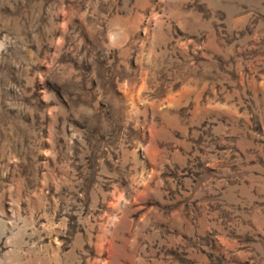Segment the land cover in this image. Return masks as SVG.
I'll return each mask as SVG.
<instances>
[{"label": "rangeland", "instance_id": "obj_1", "mask_svg": "<svg viewBox=\"0 0 264 264\" xmlns=\"http://www.w3.org/2000/svg\"><path fill=\"white\" fill-rule=\"evenodd\" d=\"M0 264H264V0H0Z\"/></svg>", "mask_w": 264, "mask_h": 264}]
</instances>
